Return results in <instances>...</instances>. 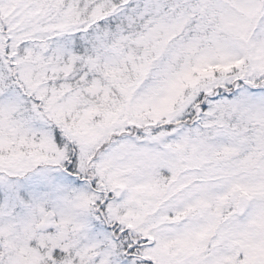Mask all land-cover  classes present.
I'll return each mask as SVG.
<instances>
[{"label": "snow or ice", "instance_id": "6c2138e0", "mask_svg": "<svg viewBox=\"0 0 264 264\" xmlns=\"http://www.w3.org/2000/svg\"><path fill=\"white\" fill-rule=\"evenodd\" d=\"M0 264H264V0H0Z\"/></svg>", "mask_w": 264, "mask_h": 264}]
</instances>
